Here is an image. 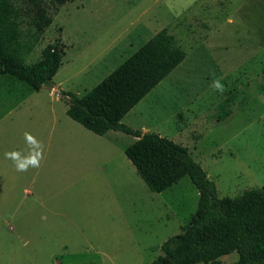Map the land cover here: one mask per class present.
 <instances>
[{"label": "rangeland", "instance_id": "1", "mask_svg": "<svg viewBox=\"0 0 264 264\" xmlns=\"http://www.w3.org/2000/svg\"><path fill=\"white\" fill-rule=\"evenodd\" d=\"M163 29L185 60L122 123L186 147L220 199L263 188L264 0H71L26 58L57 45L53 81L36 92L0 76V264H151L189 224L199 193L188 176L150 191L125 155L137 138L67 115V94L82 98ZM26 132L43 158L22 172L5 153L27 154Z\"/></svg>", "mask_w": 264, "mask_h": 264}, {"label": "trees", "instance_id": "2", "mask_svg": "<svg viewBox=\"0 0 264 264\" xmlns=\"http://www.w3.org/2000/svg\"><path fill=\"white\" fill-rule=\"evenodd\" d=\"M71 0H0V76L16 79L39 92L62 67V52L48 45L31 65L27 56ZM23 25L27 29H23ZM167 29L161 30L82 98L71 97L67 115L87 130L104 136L114 131L137 138L126 157L150 191L162 193L189 177L199 193L198 207L182 232L167 239L151 264H264V186L237 198H218L216 185L186 147L156 133H142L122 123L161 81L185 60ZM229 97L222 107H231ZM232 110L222 115V121Z\"/></svg>", "mask_w": 264, "mask_h": 264}, {"label": "clouds", "instance_id": "3", "mask_svg": "<svg viewBox=\"0 0 264 264\" xmlns=\"http://www.w3.org/2000/svg\"><path fill=\"white\" fill-rule=\"evenodd\" d=\"M213 86L221 93L224 91V85L220 83L219 79L213 81ZM25 140L28 144L27 154H22L18 151L5 153V157L13 161L17 171L22 172L27 171L30 167L38 168L40 166V161L43 158V146L41 142L27 132L25 133Z\"/></svg>", "mask_w": 264, "mask_h": 264}, {"label": "crops", "instance_id": "4", "mask_svg": "<svg viewBox=\"0 0 264 264\" xmlns=\"http://www.w3.org/2000/svg\"><path fill=\"white\" fill-rule=\"evenodd\" d=\"M18 106H19V105H18ZM16 107H17V106H16ZM16 107H15V108H16ZM104 136H105V135H104ZM3 186H5V185H2V186H0V187H3Z\"/></svg>", "mask_w": 264, "mask_h": 264}]
</instances>
